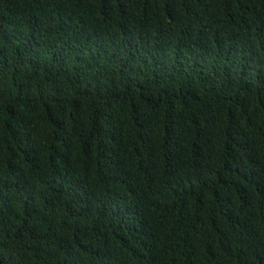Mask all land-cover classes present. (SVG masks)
I'll return each mask as SVG.
<instances>
[{
    "label": "trees",
    "instance_id": "16d2710c",
    "mask_svg": "<svg viewBox=\"0 0 264 264\" xmlns=\"http://www.w3.org/2000/svg\"><path fill=\"white\" fill-rule=\"evenodd\" d=\"M0 264H264V0H0Z\"/></svg>",
    "mask_w": 264,
    "mask_h": 264
}]
</instances>
